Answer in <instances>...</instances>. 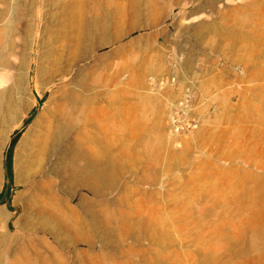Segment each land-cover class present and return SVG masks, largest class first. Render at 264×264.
Listing matches in <instances>:
<instances>
[{
    "label": "rangeland",
    "instance_id": "374dc122",
    "mask_svg": "<svg viewBox=\"0 0 264 264\" xmlns=\"http://www.w3.org/2000/svg\"><path fill=\"white\" fill-rule=\"evenodd\" d=\"M0 54V264H264V0H0ZM58 88L86 100L94 150L17 179ZM87 164L125 189L92 193ZM120 203L140 238L106 232Z\"/></svg>",
    "mask_w": 264,
    "mask_h": 264
},
{
    "label": "bare ground",
    "instance_id": "6f19581e",
    "mask_svg": "<svg viewBox=\"0 0 264 264\" xmlns=\"http://www.w3.org/2000/svg\"><path fill=\"white\" fill-rule=\"evenodd\" d=\"M123 36L125 35H119L114 42L122 39ZM4 64H6V60H4V57L0 54V69L1 65L3 66ZM41 76V73H38L37 79L41 78ZM39 82L41 83V80H39ZM21 86H23V78L16 81L11 88L13 102L18 95V87ZM41 88L44 90L43 87ZM1 101L2 98L0 95V116L4 113ZM85 102L86 100L83 99L82 101L81 96H78V94L63 91L61 88H58L54 95L51 92L48 93L39 113L31 123L28 131L25 132L24 136L17 144L14 162L15 166L20 168L21 172L18 173L19 177L17 179H20L23 174L21 171V166L23 164L26 162H33L37 157L42 155L46 156L51 151L66 150V153L67 151H71L74 156L83 157L94 150V146L92 145L93 138L89 132L92 119L88 118L82 125L77 124V119L79 114L83 112ZM50 104H52V106H50ZM14 109L15 108L8 109L6 110L7 112H5L10 118L11 124L15 122L16 110ZM93 123H95L94 120ZM101 173H103V171L99 172L97 169L92 170L87 164L81 171L75 170L74 176H81L84 186L92 193H95L97 192V187L95 185L97 179L101 181L100 183L104 182L102 187L108 184L105 183V178H101ZM102 180L104 181L102 182ZM109 185L112 191L118 192L124 190L126 187L124 184V175L111 181L108 186ZM95 194H92V197H96L97 195ZM133 213L134 212H132L128 206L120 203L117 210L113 209L110 211L109 217H105L101 214L103 218L102 221H104L103 223L107 229L106 232L109 234V232L115 229L120 236V240L140 238L143 220L140 217H136ZM2 221L3 219L0 216V222ZM90 225L92 228H96L99 227V222H92Z\"/></svg>",
    "mask_w": 264,
    "mask_h": 264
},
{
    "label": "crops",
    "instance_id": "0c3cea01",
    "mask_svg": "<svg viewBox=\"0 0 264 264\" xmlns=\"http://www.w3.org/2000/svg\"><path fill=\"white\" fill-rule=\"evenodd\" d=\"M0 216L2 217V219H5V214H4V212H1L0 213ZM1 223V222H0Z\"/></svg>",
    "mask_w": 264,
    "mask_h": 264
},
{
    "label": "trees",
    "instance_id": "16d2710c",
    "mask_svg": "<svg viewBox=\"0 0 264 264\" xmlns=\"http://www.w3.org/2000/svg\"><path fill=\"white\" fill-rule=\"evenodd\" d=\"M7 161H9V159L7 158ZM2 196H0V200H1Z\"/></svg>",
    "mask_w": 264,
    "mask_h": 264
},
{
    "label": "water",
    "instance_id": "95a60500",
    "mask_svg": "<svg viewBox=\"0 0 264 264\" xmlns=\"http://www.w3.org/2000/svg\"><path fill=\"white\" fill-rule=\"evenodd\" d=\"M3 198H1L0 202H2Z\"/></svg>",
    "mask_w": 264,
    "mask_h": 264
}]
</instances>
